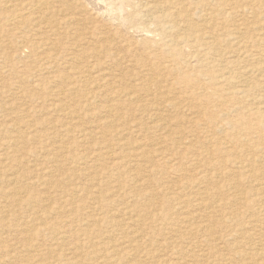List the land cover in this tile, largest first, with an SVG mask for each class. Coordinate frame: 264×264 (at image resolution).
Returning <instances> with one entry per match:
<instances>
[{
  "label": "rangeland",
  "instance_id": "obj_1",
  "mask_svg": "<svg viewBox=\"0 0 264 264\" xmlns=\"http://www.w3.org/2000/svg\"><path fill=\"white\" fill-rule=\"evenodd\" d=\"M34 1L0 0V261L264 264V0Z\"/></svg>",
  "mask_w": 264,
  "mask_h": 264
},
{
  "label": "bare ground",
  "instance_id": "obj_2",
  "mask_svg": "<svg viewBox=\"0 0 264 264\" xmlns=\"http://www.w3.org/2000/svg\"><path fill=\"white\" fill-rule=\"evenodd\" d=\"M47 1H48V0H36V1L31 2V3L27 4V5L24 4V6L21 8V10H22L24 13H20V14H18V16L20 15L19 17L22 18V19H24L26 16L31 15L32 13H34V10H35V9H36V10H37V9H38V10H39V9L41 10V9L44 8V6L47 7V5H46V4H48ZM230 5H231V4H230ZM230 5H229V6H230ZM244 6H245V5H244ZM253 6H254V5H253ZM32 7H33V8H32ZM254 7H255V6H254ZM231 8H232V7H231ZM252 8H253V7H252ZM234 9H235V8H234ZM257 9H258V8H257ZM24 10H25V11H24ZM38 10H37V11H38ZM43 10H44V9H43ZM30 11H33V12L31 13ZM229 11H230V10H229ZM249 11H251V10H249ZM228 13H229V12H228ZM244 14H245V13H244ZM14 15H15V13L13 14V17H14ZM42 15H43V14H42ZM11 16H12V15H11ZM9 18H10V16H9ZM14 18H16V17H14ZM10 19H11V18H10ZM8 21H9V20H8ZM10 21H11V20H10ZM10 21H9V22H10ZM40 21H41V19H40ZM48 29L50 30V29H52V28L49 26ZM35 44H36V45H35L34 47H36V46H37V47H41V46H42V44L39 43V42H37V43H35ZM245 50H246V49H245ZM241 51H242V49H241ZM239 53H240V52H239ZM247 54H248V53H247ZM54 55H56V54H53V53H47V54H45L44 56H42V57H45V58H43L42 60H45V68H46V69H47V68H51V65L48 64L49 62L52 61V63H53V62L56 60V59H54ZM250 56H251V55H250ZM263 57H264V56H263ZM244 58H245V57H244ZM248 58H249V55H248ZM260 60H261V59H260ZM260 60H259V61H260ZM261 61H262V60H261ZM258 67H259V65H258ZM170 68H171V67H170ZM43 69H44V68H43ZM172 69H173V68H171L170 71H172ZM175 70H176V69H175ZM227 70H229V69H227ZM46 71H47V70H46ZM178 71H179V69H178ZM178 71H177V72H178ZM229 71H230V70H229ZM230 72H232V71H230ZM230 72H228V73H230ZM233 72H234V71H233ZM242 72H243V71H242ZM173 73H174V72H173ZM224 73H225V72H224ZM254 73H255V72H254ZM234 74H236V72H234ZM245 74H246V73H245ZM104 75H106V74H104ZM107 75H108V74H107ZM218 75H219V74H218ZM226 75H227V73H226ZM247 75H248V74H247ZM223 76H224V75H223ZM238 76H239V75H238ZM244 76H245V75H244ZM244 76H242V78H243ZM103 77H105V76H103ZM221 77H222V76H220V78H221ZM227 78H228V77H227ZM227 78H226V79H227ZM237 78H238V77H237ZM262 78H263V77H262ZM238 79H239V78H238ZM240 79H241V78H240ZM222 80H225V79H222ZM242 81H243V80H241V82H242ZM103 82H104V80H103ZM104 84H105V83H104ZM246 84H247V83H246ZM248 84H249V83H248ZM248 84H247V85H248ZM105 85H106V84H105ZM239 85H240V84H239ZM235 86H236V85H235ZM235 86H234V87H235ZM240 86H241V85H240ZM106 87H107V86H106ZM108 87H109V86H108ZM245 87H246V86H245ZM235 88H237V87H235ZM233 90H234V89H233ZM239 91H240V90H239ZM241 91H242V90H241ZM244 91H246V90H244ZM235 92H236V91H235ZM242 92H243V91H242ZM132 93H133V92H132ZM232 93H234V92H232ZM237 93H238V92H237ZM230 94H231V93H230ZM100 95H102V93H101ZM105 95H106V94H105ZM109 95H110V94H108V96H109ZM119 95H121V94H119ZM119 95H118V96H119ZM124 95H126V94H124ZM97 96H98V95H97ZM116 96H117V95H115V97H116ZM102 97H105V96H102ZM112 98H113V97H112ZM108 100H110V99H108ZM111 101H112V100H111ZM106 102H107V101H106ZM224 102H225V101H224ZM254 104H255V103H254ZM258 104H259V103H258ZM259 105H260V104H259ZM104 108H106V106H105ZM104 108H103V109H104ZM107 108H108V107H107ZM111 108L113 109V107H111ZM115 108H116V107H115ZM115 108H114V109H115ZM254 108H255V107H254ZM262 108H263V107H262ZM259 109H260V108H259ZM116 110H117V109H116ZM255 110H256V109H255ZM261 110H262V109H261ZM263 110H264V108H263ZM65 111H66V110H65ZM109 111H110V110H109ZM246 111H247V110H246ZM256 111H257V110H256ZM105 112H107V111L105 110ZM105 112H104V113H105ZM262 112H263V111H262ZM63 113H64V111H63ZM107 113H108V112H107ZM259 113H260V110H259ZM260 114H261V113H260ZM260 114H259V115H260ZM262 114H263V113H262ZM63 115H64V114H63ZM110 115H111V114H110ZM112 115H113V114H112ZM211 115H213V113H212ZM243 115H244V114H243ZM257 115H258V114H257ZM16 116H17V115H16ZM64 116H65V115H64ZM66 116H67V115H66ZM251 116H252V115H251ZM13 117H14V116H13ZM18 117H19V116H18ZM109 117H110V116H109ZM215 117H216V116H215ZM14 118H15V117H14ZM110 118H111V117H110ZM207 118H208V117H207ZM211 118H212V116H211ZM216 118H217V117H216ZM216 118H213V119H216ZM218 118H219V117H218ZM244 118H245V117H244ZM252 118H253V117H252ZM262 118H263V117H262ZM16 119H17V117H16ZM19 119H20V118H19ZM19 119H18V120H19ZM209 119H210V118H209ZM209 119H208V120H209ZM14 120H15V119H14ZM18 120H17V121H18ZM20 120H21V119H20ZM200 120H201V119H200ZM203 120H204V119H203ZM208 120H206V121H208ZM217 120H220V119H217ZM258 120H259V118H258ZM260 120H261V119H260ZM260 120H259V121H260ZM22 121H23V120H22ZM105 121H106V120H105ZM105 121H104V123H105ZM209 121H210V120H209ZM213 121H214V120H213ZM247 121H249V120L247 119ZM252 121H253V120H252ZM255 121H256V120H255ZM113 122H114V121H113ZM211 122H212V121H211ZM218 122H219V121H218ZM262 122H263V121H262ZM262 122H261V123H262ZM19 123H20V121H19ZM106 123H107V122H106ZM216 123H217V122H216ZM261 123L259 124L260 126H262ZM20 124H21V123H20ZM110 124H111V123H110ZM208 124H209V123H208ZM211 124H212V123H211ZM231 124H232V123H231ZM17 125L19 126L18 122L13 121V124L11 125L12 129L14 128V130H15V128H18ZM25 125H26V123H25ZM100 125H101V124H100ZM108 125H109V123H108ZM108 125H107V126H108ZM116 125H117V124H116ZM209 125H210V124H209ZM227 125H228V124H227ZM229 125H230V124H229ZM241 125H243V124H241ZM244 125L246 126V124H244ZM253 125H254V124H253ZM20 126H21V125H20ZM109 126H110V125H109ZM247 126H248V125H247ZM23 127H25V126H23ZM99 127L101 128V126H99ZM110 127H111V126H110ZM116 127H117V126H116ZM215 127H216V126H215ZM224 127H225V126H224ZM224 127H223V128H224ZM233 127H235V126L233 125ZM243 127H244V126H243ZM248 127H249V126H248ZM252 127H253V126H252ZM257 127H258V125H257ZM226 128H227V127H226ZM244 128H245V127H244ZM246 128H247V127H246ZM249 128H250V127H249ZM258 128H259V127H258ZM262 128H263V127H262ZM18 129H19V128H18ZM106 129H108V128H106ZM120 129H121V128H120ZM215 129H216V128H215ZM251 129L253 130V128H251ZM16 130H17V129H16ZM16 130H15V131H16ZM20 130H22V129H20ZM101 130H102V129H101ZM221 130H222V129H221ZM246 130H248V129H246ZM254 130H255V129H254ZM254 130H253V132H254ZM259 130H260V129H259ZM83 131H84V130H83ZM103 131H104V130H102V131H100V132H103ZM107 131H108V130H107ZM111 131H113V130H111ZM18 132H19V131H18ZM79 132L81 133L82 131L79 130ZM108 132H110V131H108ZM113 132H115V131H113ZM121 132H122V131H121ZM123 132H124V131H123ZM248 132H251V131H248ZM255 132H256V131H255ZM255 132H254V133H255ZM259 132H260V131H259ZM77 133H78V132H77ZM110 133H111V132H110ZM119 133H120V132H119ZM251 133H252V132H251ZM257 133H258V132H257ZM100 134H101V133H100ZM105 134H106V133H105ZM111 134H112V133H111ZM111 134H109V136H110ZM248 134H250V133H248ZM18 135H19V134H18ZM22 136H23V135H22ZM104 136H105V135H104ZM106 136H107V134H106ZM113 136H114V135H113ZM116 136H117V135H116ZM120 136H121V135H120ZM17 137H20V136H17ZM23 137H25V136H23ZM23 137H22V138H23ZM202 137H203V136H202ZM239 137H240V136H239ZM247 137H248V135H247ZM22 138H21V139H22ZM205 138H206V137H205ZM243 138H244V136H243ZM257 138H258V137H257ZM25 139H27V138H25ZM28 139H29V138H28ZM30 139H31V138H30ZM67 139H69V138H67ZM207 139H208V138H207ZM239 139H240V138H239ZM239 139H238V140H239ZM252 139H253V138H251V141H252ZM19 140H20V139H19ZM33 140H34V138H33ZM209 140H210V139H209ZM248 140H249V139H247L246 141H248ZM12 141H13V139H12ZM15 141H16V140H15ZM23 141H24V140H23ZM25 141H26V140H25ZM29 141H30V140H29ZM35 141H36V140H35ZM37 141H38V140H37ZM207 141H208V140H207ZM249 141H250V140H249ZM240 142H241V139H240ZM242 142H243V141H242ZM145 143H146V142H145ZM201 143H202V142H200V144H201ZM213 143H214V142H213ZM217 143H218V142H217ZM217 143H216V144H217ZM49 144H50V143H49ZM142 144H144V143H142ZM202 144H203V143H202ZM207 144H209V143H207ZM220 144H221V143H220ZM223 144H224V143H223ZM242 144H243V143H242ZM244 144H245V142H244ZM68 145H69V144H68ZM139 145H141V144L139 143ZM139 145H137V147H138ZM209 145H210V144H209ZM214 145H215V144H214ZM217 145H218V144H217ZM39 146H40V145H39ZM44 146H45V145H44ZM47 146H48V145H47ZM61 146H62V145H61ZM215 146H216V145H215ZM221 146H223V145L221 144ZM41 147H42V146H41ZM64 147H65V146H64ZM106 147H107V146H106ZM106 147H105V148H106ZM199 147H200V146H199ZM36 148H37V147H36ZM42 148H43V147H42ZM54 148H55V147H54ZM60 148H61V147H60ZM70 148H71V147H70ZM105 148H104V149H105ZM108 148H109V147H108ZM108 148H107V149H108ZM216 148H219V147L217 146ZM216 148H215V149H216ZM57 149H58V148H57ZM62 149H63V147H62ZM34 150H35V149H34ZM44 150H45V149H44ZM51 150H52V149H51ZM51 150H50V152H51ZM105 150H106V149H105ZM108 150H109V149H108ZM213 150H214V149H213ZM218 150H220V149H218ZM218 150H217V151H218ZM47 151H48V150H47ZM53 151H54V150H52V152H53ZM61 151H62V150H61ZM61 151H60V149H59V152H61ZM65 151H66V150H65ZM67 151H68V150H67ZM109 151H110V150H109ZM113 151H114V150H113ZM217 151H216V152H217ZM245 151H246V150H245ZM245 151H244V152H245ZM255 151H256V150H255ZM32 152H33V151H32ZM44 152H46V151H44ZM52 152H51V155H52ZM213 152H214V151H213ZM219 152H220V151H219ZM221 152H222V150H221ZM38 153H39V152H38ZM42 153H43V152H42ZM54 153H55V152H54ZM106 153H108V152L106 151ZM106 153H105V154H106ZM109 153H110V152H109ZM142 153H143V152H142ZM56 154H57V151H56L55 155H56ZM62 154H63V153H62ZM31 155H32V153H31ZM46 155H47V154H46ZM46 155H45L44 157H46ZM48 155H49V154H48ZM53 155H54V154H53ZM214 155L216 156L217 154H215V152H214ZM218 155H219V154H218ZM32 156H33V155H32ZM34 156H37V155L34 154ZM56 156H57V155H56ZM106 156H107V155H106ZM38 157H39V156H38ZM53 157H54V156H53ZM57 157H59V156H57ZM57 157H56V158H57ZM118 157H119V156H118ZM120 157H122V156L120 155ZM54 158H55V157H54ZM222 158H224V157H222ZM242 158H243V157H242ZM242 158H241V159H242ZM246 158H247V159H245L244 161H245V163L247 162L248 165H249L250 163H253V162H256V163H257V161H259L258 159H257V161H255V159H253V158H251V157H249V158L246 157ZM254 158H255V157H254ZM34 159H35V158H34ZM37 159H39V158H37ZM37 159H35V160H37ZM40 159H41V158H40ZM46 159H47V158H46ZM235 159H236V158H235ZM48 160H49V159H48ZM48 160H46V161H48ZM119 160H120V159H119ZM124 160H126V158H125ZM51 161H53V160H52V157H51ZM114 161H115V160H114ZM127 161H128V160H127ZM225 161H226V160H225ZM234 161H235V160H234ZM234 161H232L233 164H234ZM244 161H241V162H240V160H239V161L236 162L235 164H236V166H237V165H240V164H238V163H243ZM46 163H47V162H46ZM49 163H51V162H49ZM53 163H55V162H53ZM247 163H246V164H247ZM229 164H230V163H229ZM233 164H232V165H233ZM243 164H244V163H243ZM260 164H262V163H260ZM234 166H235V165H234ZM16 167H17V166H16ZM43 167H44V169L46 170L45 166H43ZM1 168H2V167H1ZM47 168H48V167H47ZM245 168H247V167H245ZM10 169H11V168H10ZM10 169H9V170H10ZM14 169H15V168H14ZM20 169H21V168H20ZM37 169H38V168H37ZM15 170H16V169H15ZM42 170H43V169H42ZM50 170H51V169H50ZM13 171H14V170H13ZM16 171H17V170H16ZM16 171H15V172H16ZM52 171H53V170H52ZM10 172H11V171H10ZM229 172H231V171L228 170V174H229L228 176H230V173H229ZM77 173L80 174L79 172H77ZM225 173H226V172H225ZM45 174H46V173H45ZM48 174H49V173H48ZM87 174H88V173H87ZM215 174H216V173H215ZM226 174H227V173H226ZM226 174H225V175H226ZM9 175H10V174H9ZM70 175H71V174H70ZM74 175H75V174H74ZM74 175L72 174V176H74ZM4 176H5V175H4ZM4 176H3L2 179L0 178V179L3 180V181H4V179H5ZM20 176H21V175H20ZM80 176H81V175H79V177H80ZM86 176H87V175H86ZM223 176H224V175H223ZM228 176H227V177H228ZM0 177H1V176H0ZM6 177H7V175H6ZM9 177H10V176H9ZM36 177H37V176H36ZM66 177H67V176H66ZM70 177H71V176H70ZM79 177H78V178H79ZM82 177L84 178V175H83ZM82 177H81V178H82ZM215 177H216V175H215ZM225 177H226V176H225ZM249 177H251L250 179L252 180V182H253V181H256V180L259 179V177H256V173H253V176L250 175ZM37 178H38V177H37ZM19 179H20V178H19ZM70 179H71V178H70ZM219 179H220V178H219ZM248 179H249V178H248ZM37 180H38V179H37ZM46 180H47V179H46ZM63 180H64V179H63ZM72 180H74V178H73ZM75 180H76V179H75ZM78 180H79V179H78ZM84 180H85V179H83V181H84ZM86 180H87V179H86ZM7 181L12 183V182H14V179H12V178L9 179V178H7ZM15 181H16V180H15ZM19 181H20V180H19ZM61 181H62V179H61ZM65 181H66V180H65ZM67 181H69V180H67ZM70 181H71V180H70ZM208 181H209V180H208ZM224 181H225V180H224ZM0 182H1V181H0ZM16 182H17V181H16ZM31 182H32V181H31ZM31 182H30V183H31ZM42 182H43V181H41V184H42ZM50 182H51V181H50ZM74 182H75V181H74ZM74 182H73V183H74ZM80 182H81V181H80ZM235 182H236V181H235ZM242 182H243V180H242ZM259 182H260V181H259ZM259 182H258V183H259ZM18 183H19V182H18ZM43 183H44V182H43ZM46 183H47V182H46ZM81 183H82V182H81ZM88 183H90V185H91V182H88ZM212 183H213V182H212ZM228 183H229V182H228ZM230 183H232V182H230ZM243 183H244V182H243ZM254 183H255V182H254ZM254 183H253V185H254ZM260 183H261V182H260ZM263 183H264V182H263ZM263 183H261V184H263ZM4 184H7V183H4ZM14 184H15V183H14ZM71 184H72V183H71ZM233 184H235V183H233ZM0 185H1V184H0ZM33 185H34V183H33ZM73 185H74V184H73ZM229 185H230V184H229ZM250 185H251V184H250ZM255 185H256L257 187L253 186L252 189H250V188H251V187H250L248 190H249V191H250V190H253V193H252V191H250V192H251L252 194H254V195H257L258 192H255V191H258V190H259V192H260L261 189L258 188V185H260V184H255ZM10 186H11V185H10ZM10 186H9V187H10ZM12 186H13V184H12ZM37 186H38V185H37ZM37 186H36V187H37ZM45 186H46V185H45ZM88 186H89V185H88ZM98 186H99V185H98ZM100 186H101V185H100ZM186 186H187V185H186ZM223 186H224V184H222V187H223ZM230 186L232 187V185H230ZM260 186H261V185H260ZM7 187H8V185H7ZM49 187L51 188V186H49ZM84 187H85L84 189H87L85 185H84ZM89 187H90V186H89ZM225 187H226V186H225ZM225 187H224L223 189H226ZM13 188H14V187H13ZM50 188H48V189H50ZM235 188H236V187H235ZM238 188H239V187H238ZM1 189H2V188H0V195H1V194H3V195H4V194L7 195L6 193L2 192L3 190H1ZM10 189H11V188H10ZM21 189H22V188H21ZM44 189H45V188H44ZM52 189H53V188H52ZM84 189H83V187H82L81 190H84ZM91 189H92V188H91ZM99 189H100V187H99ZM233 189H234V188H233ZM88 190H89V189H88ZM95 190H96V189H95ZM234 190H235V192H236L237 189H234ZM49 191H51V190H49ZM52 191H53V190H52ZM84 191H86V190H84ZM96 191H97V190H96ZM227 191H228V190H227ZM230 191H231V189H230ZM238 191H239V190H238ZM249 191H248V192H249ZM261 191H262V190H261ZM8 192H9V190H8ZM12 192H13V191H12ZM16 192H17V191H16ZM27 192H28V191H27ZM44 192L46 193V189H45ZM47 192H48V191H47ZM54 192H55V191H54ZM87 192H89V191H87ZM99 192H100V191H99ZM99 192H98V193H99ZM224 192H225V190H224ZM22 193H23V192H22ZM33 193H34V192H33ZM36 193H37V192H36ZM45 193H44V195H46ZM85 193H86V192H85ZM89 193H90V192H89ZM89 193H88V194H89ZM228 193H229V191H228ZM228 193L226 192V195H227ZM236 193H237V192H236ZM251 193H250V194H251ZM14 194H15V193H14ZM14 194H12V195L14 196ZM55 194H56V192H55ZM110 194H112V193H110ZM213 194H214V193H213ZM219 194H220V193H219ZM224 194H225V193H224ZM250 194H248V196H250ZM3 195H1L0 198H3V197H2ZM10 195H11V193H10ZM39 195H40V194H39ZM47 195H48V194H47ZM52 195L54 196V194H52ZM90 195H91V194H90ZM97 195H98V194H97ZM99 195H101V193H100ZM226 195H225V197H226ZM229 195L231 196V194H229ZM17 196L20 197V195H18V194H17ZM22 196H25L24 193H23ZM30 196H31V195H30ZM37 196H38V195H37ZM80 196H81V195H80ZM110 196H112V195H110ZM110 196H109V197H110ZM210 196H212V195H210ZM223 196H224V195H223ZM33 197H34V196H33ZM74 197H75V196H74ZM85 197H86V196H84V198H85ZM96 197H97V196H96ZM96 197H94V199H95ZM100 197H101V196H100ZM103 197H104V196H103ZM105 197H106V195H105ZM208 197H209V196H208ZM213 197H214V196H212V198H213ZM251 197H252V196H251ZM253 197H254V196H253ZM261 197H262V196H260L259 199H260ZM12 198H14V197H12ZM29 198H31V197H29ZM50 198H51V197H50ZM68 198H69V197H68ZM110 198H111V197H110ZM209 198H210V197H209ZM212 198H211V199H212ZM246 198H248V197H246ZM20 199H21V198H20ZM40 199H41V198H40ZM70 199H71V198H70ZM78 199H80V197H78ZM94 199H93V200H94ZM97 199H98V198H97ZM107 199H108V197H107ZM232 199H233V198H231V200H232ZM249 199H250V198H249ZM249 199L247 200L248 202H249ZM256 199H257V198H256ZM38 200H39V199H38ZM48 200H49V202H50V199H48ZM64 200H65V199H64ZM72 200H74V199H72ZM93 200H92V201H93ZM95 200H96V199H95ZM108 200H109V199H108ZM199 200H200V198H199ZM213 200H214V199H213ZM215 200H216V199H215ZM231 200H230V201H231ZM234 200H235V199H234ZM251 200H253V199H251ZM21 201H22V200H21ZM23 201H24V199H23ZM29 201H30V203H33V201L31 202V199H29ZM40 201H41V200H40ZM66 201H68V200L66 199ZM66 201H65V202H66ZM190 201H191V200H190ZM202 201H204V199H203ZM221 201H222V200H221ZM254 201H255V200H254ZM256 201H257V200H256ZM262 201H263V199H262ZM262 201H260V202H262ZM0 202H1V201H0ZM9 202H10V201H9ZM13 202H14V201H13ZM35 202H36V201H35ZM35 202H34V203H35ZM41 202H42V201H41ZM47 202H48V201H47ZM62 202H63V201H62ZM73 202H74V201H70L71 205H72ZM81 202H82V201H81ZM111 202H112V201H111ZM191 202H192V201H191ZM200 202H201V201H200ZM217 202H218V201H217ZM232 202H233V201H232ZM232 202H231V203H232ZM263 202H264V201H263ZM2 203H3V200H2ZM6 203H7V202H6ZM21 203H22V202H21ZM30 203H29V204H30ZM37 203H38V201H37ZM63 203H64V202H63ZM67 203H68V202H67ZM70 203H69V204H70ZM90 203H91V202H90ZM90 203H89V204H90ZM193 203H194V202H193ZM212 203H215V202H212ZM234 203H237V201L234 202ZM256 203H257V202H256ZM24 204H25V203H23V205H24ZM26 204H27V203H26ZM26 204H25V206H26ZM39 204H41V203L39 202ZM49 204H50V203H49ZM82 204H83V203H82ZM197 204H198V203H197ZM200 204H201V203H200ZM200 204H198L197 206H199ZM220 204H221V203H220ZM238 204H239V203H238ZM249 204H250V203H249ZM257 204H258V203H257ZM262 204H263V203H262ZM41 205H42V204H41ZM45 205H46V204H45ZM47 205H48V204H47ZM74 205H75V204H74ZM84 205H85V204H84ZM92 205H95V204H92ZM98 205H100V204H98ZM189 205H191V203H190ZM209 205H211V203H210ZM213 205H214V204H213ZM244 205H245V204H243V206H244ZM247 205H248V203H247ZM21 206H22V205H21ZM39 206H40V205H39ZM63 206H64V205H63ZM66 206H67V205H66ZM66 206H65V207H66ZM200 206H201V205H200ZM205 206H206V205H205ZM211 206H212V205H211ZM229 206H230V205H227V208H228ZM243 206L241 205L242 208H243ZM263 206H264V205H263ZM22 207H23V206H22ZM26 207H28V206H26ZM31 207H32V206H31ZM31 207H30V208H31ZM81 207H83V206H81ZM81 207H80V208H81ZM84 207H85V206H84ZM191 207H192V206H191ZM218 207L220 208V206H218ZM222 207H223V205H222ZM250 207H251V206H250ZM6 208H7V206H6ZM30 208H29V209H30ZM67 208H68V207H67ZM183 208L185 209L184 206H183ZM199 208H200V207H199ZM202 208H203V207H202ZM1 209H2V208H1ZM63 209H64V208H63ZM69 209H70V208H69ZM71 209H72V208H71ZM71 209L68 211V213L71 212ZM78 209H79V206H78V205H76L75 207H73V211H77ZM81 209H82V208H81ZM81 209H80V210H81ZM180 209L183 210L181 207H180ZM206 209H207V207H206ZM262 209H263V208H262ZM10 210H11V209H10ZM14 210H15V208H14ZM16 210H17V209H16ZM30 210H31V209H30ZM33 210H34V209H33ZM35 210H37V209H35ZM82 210H83V209H82ZM190 210H191V209H190ZM203 210H204V209H203ZM220 210H221V209H220ZM223 210H225V208H223ZM3 211H4V210H3ZM60 211H61V210H60ZM62 211H63V210H62ZM194 211H196V210H194ZM194 211H193V213H194ZM227 211H228V210H227ZM245 211H246V210H245ZM4 212H5V211H4ZM7 212H8V211H7ZM11 212L13 213L12 210H11ZM14 212H15V211H14ZM23 212H24V211H23ZM36 212H37V211H36ZM183 212L187 213L186 210L182 211V213H183ZM190 212H192V211H190ZM230 212H231V211H230ZM236 212H237V211H236ZM15 213H16V212H15ZM15 213H14V214H15ZM49 213H50V212H49ZM62 213H63V212H62ZM64 213H65V212H64ZM134 213H135V212H134ZM185 213H184V214H185ZM243 213H244V212H243ZM7 214H8V213H7ZM46 214H47V213H46ZM72 214H73V212H72ZM187 214H188V213H187ZM228 214H229V213H228ZM232 214H233V213H232ZM1 215H2V213H1ZM1 215H0V216H1ZM9 215H10V213H9ZM12 215H13V214H12ZM24 215H25V214H24ZM130 215H131V214H130ZM185 215H186V214H185ZM230 215H231V213H230ZM10 216H11V215H10ZM22 216H23V215H22ZM32 216H33V215H32ZM36 216H37V218H34V217H33V218L36 219L37 221H39V222H40L39 224H42V221H44V219L47 217V216L45 215V213H44V214H41V215H36ZM187 216H188V215H187ZM226 216H227V215H226ZM236 216H237V215H236ZM263 216H264V215H263ZM11 217H12V216H11ZM23 217H24V216H23ZM25 217H26V216H25ZM105 217H106V216H105ZM132 217H133V216H132ZM200 217H201V216H200ZM200 217H199V218H200ZM230 217H231V216H230ZM33 218H32V220H33ZM190 218H191V217H190ZM29 219L31 220L30 217H29ZM74 219H75V218H74ZM188 219H189V218H188ZM192 219H194V218H192ZM24 220H25V219H24ZM36 220H34V221H36ZM65 220H66V219H65ZM131 220H132V219H131ZM136 220H137V219H136ZM190 220H191V219H190ZM190 220H189V221H190ZM194 220H195V219H194ZM225 220H226V219H225ZM229 220H230V222H234V221H231L232 218L229 219ZM233 220H234V219H233ZM235 220H236V219H235ZM71 221H72V219H71ZM74 221H75V220H74ZM74 221H72V223H73ZM191 221H192V220H191ZM226 221H227V220H226ZM226 221H225V222H226ZM262 221H263V220H262ZM186 222H187V221H186ZM209 222H210V221H209ZM235 222H236V221H235ZM235 222H234V223H235ZM249 222H250V221H249ZM252 222H253V221H252ZM252 222H251V223H252ZM133 223H134V222H133ZM189 223H190V222H189ZM191 223H192V222H191ZM191 223H190V224H191ZM206 223H207V222H206ZM234 223H233V224H234ZM30 224H31V223H30ZM192 224H193V223H192ZM235 224H236V223H235ZM258 224H259V223H258ZM20 225H21V224H20ZM26 225H27V224H26ZM31 225H32V224H31ZM128 225H129V224H128ZM131 225H132V224H131ZM131 225H129V228L131 227ZM253 225H255V223H254ZM29 226H30V225H29ZM29 226H28V228H29ZM182 226H183V225H182ZM194 226H195V225H194ZM244 226H245V225H244ZM258 226H259V225H258ZM21 227H22V226H21ZM21 227H20V228H21ZM126 227H127V226H126ZM196 227H197V226H196ZM260 227H261V226H260ZM46 228H48V227H46ZM129 228H127V229H129ZM132 228H133V227H132ZM192 228H193V227H192ZM241 228H242V227H241ZM250 228H253V227H250ZM256 228H257V227H256ZM38 229H39V228H38ZM54 229H55V226H54ZM245 229H246V228H245ZM248 229H249V227H248ZM15 230H16V229H15ZM40 230H41V229H40ZM56 230L58 231L59 229H57V227H56ZM132 230H133V229H132ZM132 230H131V231H132ZM185 230H187V228H186ZM239 230H240V229H239ZM252 230H253V229H252ZM17 231H18V230H17ZM43 231H44V229H43ZM43 231H42V232H43ZM62 231H63V230H62ZM126 231H127V230H126ZM171 231H172V230H171ZM191 231H192V229H191ZM19 232H21V230H20ZM22 232H23V231H22ZM22 232H21V233H22ZM55 232H56V231H55ZM115 232H116V231H115ZM175 232H176V231H175ZM175 232H174V233H175ZM242 232H243V231H242ZM53 233H54V232H53ZM186 233H188V232L186 231ZM236 233H237V231H236ZM39 234H40V233H39ZM54 234H55V233H54ZM56 234H57V233H56ZM61 234H63V232H62ZM255 234H257V231L255 232ZM258 234H260V233H258ZM262 234H264V233H262ZM33 235H34V234H33ZM239 235H240V233H239ZM112 236H113V235H112ZM208 236H209V235H208ZM228 236H229V235H228ZM252 236H253V234H252ZM33 237H35V236H33ZM33 237H32V236H29V237L27 236V237H25L24 242H23V240H21V241L23 242V248L25 247V249L27 250L26 252H28V251H37V252H39L38 250H39V248H40V245H39L38 243H36L35 241L33 242V239H34ZM54 237H55V236H54ZM60 237H62V236L60 235ZM63 237H65V236L63 235ZM63 237L60 238L61 240L58 238L59 241H64V239H67L66 237H65V238H63ZM230 237H232V236H230ZM248 237H249V236H248ZM250 237H251V236H250ZM253 237H254V236H253ZM256 238H257V237H256ZM256 238H255V239H256ZM260 238H261V236H260ZM262 238H263V236H262ZM246 239H247V238H246ZM1 240H2V239H1ZM253 240H254V239H253ZM263 240H264V238H263ZM9 241H10V240H9ZM43 241H44V240H43ZM92 241H93V240H92ZM251 241H252V240H251ZM258 241H259L258 245L261 244V240H258ZM44 242H45V241H44ZM65 242H66V241H65ZM87 242H88V240H87ZM94 242H95V241H94ZM204 242H205V241H204ZM248 242H250V241H248ZM252 242H253V241H252ZM20 243H21V242H20ZM61 243H62V242H61ZM90 243H91V242H90ZM195 243H196V242H195ZM237 243H239V242L237 241ZM243 243H244V242H243ZM245 243H247V242H245ZM250 243H251V242H250ZM253 243H254V242H253ZM62 244H63V243H62ZM91 244H92V245H95V244H93V243H91ZM91 244H90V245H91ZM247 244H248V243H247ZM256 244H257V242H256ZM19 245H20V244H19ZM190 245H191V244H190ZM192 245H193V244H192ZM249 245H250V244H249ZM11 246H12V245H10V244H8V246H7V244H6V246H2V243H1V244H0V255L3 254V255L5 256V254H9L10 258L13 257V254H10V252L13 253L12 251H14L15 249H17L18 246H17L15 249H13V247H11ZM15 246H16V245H15ZM242 246H243V245H242ZM263 246H264V245H263ZM190 247H192V246H190ZM194 247H195V244H194ZM250 247H252V246H250ZM192 248H193V247H192ZM233 248H235V246H234ZM242 248H243V247H241V251H242ZM252 248H253V247H252ZM256 248H257V247H256ZM259 248H260V247H259ZM68 249H69V248H68ZM104 249H105V250H104V256H103V257H104V258H106V257H110V255H111V251L108 250L109 247H106V248H104ZM197 249H198V248L196 247V250H197ZM235 249H237V248H235ZM238 249H239V248H238ZM18 250H19V248H18L16 251H18ZM192 250H193V249H192ZM201 250H202V249H200V251H201ZM228 250H229V248H228ZM177 251H178V250H176V252H177ZM182 251H183V253H184V250L182 249L180 254H182ZM186 251H187V250H186ZM188 251H189V250H188ZM22 252H23V251H22ZM26 252H24V253H26ZM75 252H76V251H75ZM229 252H230V251H229ZM233 252H234V249H233ZM235 252H236V251H235ZM251 252H252V251H251ZM251 252H250V253H251ZM15 253H16V252H15ZM173 253H174V252H173ZM177 253L179 254V252H177ZM215 253H216V252H215ZM227 253H228V251H227ZM247 253H248V252H247ZM259 253H260V252H259ZM261 253H262V252H261ZM75 254H76V253H75ZM178 254H177V255H178ZM204 254H206V253H204ZM220 254H221V253H220ZM231 254H233V253H231ZM240 254H241V253H240ZM242 254H244V253H242ZM251 254H252V253H251ZM15 255H16V254H15ZM18 255L20 256V254H18ZM36 255L38 256L39 254H36ZM175 255H176V254H175ZM177 255H176V257H177ZM183 255H185V254H183ZM206 255H207V254H206ZM210 255H211V254H210ZM215 255H216V254H215ZM228 255H229V254H228ZM26 256H27V255H26ZM173 256H174V255H173ZM240 256H241V255H240ZM244 256H245V255H244ZM246 256H247V255H246ZM29 257H30V256H28V258H29ZM100 257H101V255H100ZM179 257H180V256H179ZM201 257H203V256L200 255V258H201ZM205 257H206V256H205ZM216 257H218V256H216ZM222 257H223V256H222ZM236 257H237V256H236ZM1 258H2V257H1ZM4 258H5V257H4ZM7 258H8V256H7ZM7 258H6V259H7ZM18 258H19V257H18ZM18 258H17V259H18ZM183 258H184V257H183ZM223 258H224V257H223ZM223 258H222V259H223ZM240 258H241V257H240ZM8 259H9V258H8ZM8 259H7V260H8ZM236 259H237V258H236ZM246 259H247V258H246ZM9 260L11 261V259H9ZM30 260H31V258H30ZM30 260H29V261H30ZM173 260H174V259H173ZM181 260H182V259H181ZM226 260H227V259H226ZM231 260H232V259H231ZM231 260H230V261H231ZM243 260H244V259H243ZM251 260H252V258H251ZM10 261H9V262H10ZM15 261H16V260H15ZM35 261L37 262V258L35 259ZM38 261H39V258H38ZM183 261H184V260H183ZM188 261H189V260H188ZM190 261H192V260H190ZM244 261H245V260H244ZM248 261H249V260H248ZM260 261H262V260H260ZM9 262H8V263H9ZM176 262H178V261H175V263H176ZM250 262H251V261H250ZM11 263H12V262H11ZM27 263H28V262H27ZM29 263L35 264L32 260H31ZM184 263H185V262H183V264H184ZM230 263H231V262H230ZM230 263H229V264H230ZM248 263H249V262H248ZM248 263H247V264H248ZM255 263H256V262H253V264H255ZM258 263H259V262H258ZM263 263H264V262H263ZM0 264H4V262H3V261H2V262L0 261ZM37 264H38V262H37ZM180 264H181V263H180ZM190 264H191V263H190ZM243 264H245V263H243Z\"/></svg>",
  "mask_w": 264,
  "mask_h": 264
}]
</instances>
